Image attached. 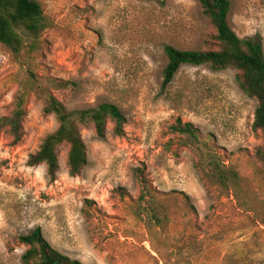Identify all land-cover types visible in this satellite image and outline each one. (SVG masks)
<instances>
[{"label": "rangeland", "instance_id": "rangeland-1", "mask_svg": "<svg viewBox=\"0 0 264 264\" xmlns=\"http://www.w3.org/2000/svg\"><path fill=\"white\" fill-rule=\"evenodd\" d=\"M37 1L45 27L38 33L16 27L31 68L75 83L54 91L67 109L108 102L126 123L116 136L109 122L104 139L82 129L86 165L70 176L60 146L59 170L49 180L44 164L27 160L57 124L28 97L21 140L0 131V264H26L19 236L36 227L81 264L264 263V130L252 128L255 100L231 67L184 64L162 86L165 46L217 48L199 0ZM229 2L230 28L264 53V0ZM22 57L0 43V117L12 109ZM177 118L210 136L224 163L239 172L236 188L224 189L197 170L192 149L169 133ZM141 165L167 207L161 225L148 226L135 214L140 185L133 170Z\"/></svg>", "mask_w": 264, "mask_h": 264}, {"label": "trees", "instance_id": "trees-1", "mask_svg": "<svg viewBox=\"0 0 264 264\" xmlns=\"http://www.w3.org/2000/svg\"><path fill=\"white\" fill-rule=\"evenodd\" d=\"M200 7L215 30L217 48L202 50H179L165 46L167 63L162 71V86L173 80L181 65H207L213 70L228 67L236 70V82L242 92L256 102L252 128L264 130V53L262 45L248 38H239L230 28L227 16L229 0H199ZM22 26L26 31L38 33L45 27L42 7L37 0H0V43L16 57L23 56L20 64L24 66L22 78L13 96L12 109L0 117V131L7 132L15 143L23 136V122L27 115V100L33 95L42 104V112L53 115L56 128L46 134L38 149L28 157L29 166L44 164L49 180H53L59 170L57 149L66 147V167L70 176L78 175L87 163V149L81 130L91 128L98 139H104L106 127L112 123L116 136L124 134L126 118L112 103L102 102L93 107L69 110L54 95V91L75 86L70 80L51 76H39L30 66L27 54L22 55L23 41L16 30ZM34 46H30L33 49ZM169 133L177 137L178 143L188 146L196 156V168L212 183L224 189L237 187L240 176L235 167L226 165L215 150L209 135H202L191 122L177 118L169 127ZM133 175L140 191L136 198V216L145 223L161 225L167 220V207L158 198L144 167L138 166ZM121 189V188H120ZM123 189V188H122ZM124 191V190H123ZM124 193V192H123ZM19 241L27 249L22 255L26 264H81L77 259L53 248L44 238L41 228L19 236ZM264 264V263H261Z\"/></svg>", "mask_w": 264, "mask_h": 264}]
</instances>
